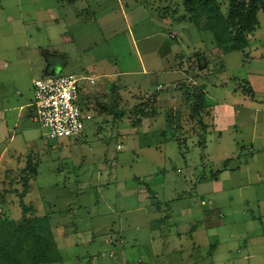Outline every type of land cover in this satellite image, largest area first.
<instances>
[{"label":"rangeland","instance_id":"374dc122","mask_svg":"<svg viewBox=\"0 0 264 264\" xmlns=\"http://www.w3.org/2000/svg\"><path fill=\"white\" fill-rule=\"evenodd\" d=\"M219 1L227 14L230 2ZM138 10L141 19L134 16ZM104 14H109V24L100 19ZM257 18L248 46L222 56L213 34L189 19L183 0H0V69L4 61L14 62L5 81L18 80L27 94L32 95L26 87L30 78L73 73L82 77L79 103L88 112L81 91L95 89L87 77L107 68L96 60L103 52L135 67L136 49L169 47L177 55L174 68L181 70L171 80L175 101L164 99L157 106L152 127L162 129L157 136L141 137L130 119L94 109L81 134L71 138H49L48 129L30 117L17 126L16 113L8 115L5 127L0 115V152L7 149L0 160V220L23 218V202L35 208L28 216L49 215L62 255L51 264H264V82L256 83L257 92L247 76L264 77V8ZM65 35L76 40L65 43ZM56 49L64 58L69 53L70 61L57 69L63 58L51 57L58 73L31 69L22 57L33 50L38 60L40 53ZM162 73L152 88L163 81ZM143 76L113 80L122 93L130 86L140 94ZM204 86L214 103L200 109L208 125L206 137L193 112ZM152 88L135 96V103L152 106ZM17 90L21 88L7 94L11 105L20 101ZM93 99L97 103L99 96ZM217 101L238 109L231 121L236 125L227 132L219 129L221 137L211 133L220 127ZM170 110L176 114L166 115ZM142 140L153 146L143 148ZM226 159L233 160L218 172V182L210 180ZM140 190L151 197L140 198Z\"/></svg>","mask_w":264,"mask_h":264},{"label":"crops","instance_id":"0c3cea01","mask_svg":"<svg viewBox=\"0 0 264 264\" xmlns=\"http://www.w3.org/2000/svg\"><path fill=\"white\" fill-rule=\"evenodd\" d=\"M119 3L121 2V0H117ZM141 11H135L134 16H136V19L138 17H140L142 14L140 13ZM129 17V21L126 19V14H125V20L128 23H130V26L132 27L133 25L131 24L130 21V15L127 14ZM57 14L52 16V19H57ZM143 17V15L140 17V19ZM102 19L103 23L109 24L110 23V18H109V14H104L102 15ZM164 22V21H163ZM166 22V21H165ZM144 40L148 39L149 37H147L146 34H143L141 36ZM65 43H74V41L76 40L73 36H69V35H65ZM128 40H131L132 45L136 47V40H133V37H129ZM40 51V47L38 49ZM38 51V53H40ZM51 51V50H50ZM35 52L33 50L31 51H26L22 53V57H24L26 62L29 63V67L31 69H37V71L40 72L43 71L42 73H44L45 69H51V72L53 73H58L55 70V66L53 64V61L51 60V57L58 55L61 56L63 58V64H59L58 68L59 69H64L68 64H69V53H64L65 54V58L64 56L60 55L59 52H62L61 50H57L56 51H51L52 54H48V52H45L47 54L44 55V53H40V55L38 56V60L33 59L32 53ZM37 52V51H36ZM56 52V54H54ZM150 52V53H148ZM232 53V52H231ZM230 54V53H229ZM136 58H135V62L136 65L135 67L129 66L128 64H126L124 66V64L118 60V58H115L113 55H111L110 53H98L96 60L98 62H100L101 64H105L107 65V68H104L102 71H100V73L97 75L101 78V81L98 82L97 79V75L96 74H92L90 78H94V82H90L91 85H95L96 87L95 89H90L89 87H85V89H83L81 91V96L83 98V103H84V110L88 111V112H84V113H89L92 117V109H94L96 112H98L101 115H106L108 112L111 115H114V117H116L117 120L121 119H130L131 121V126L133 127L134 131L136 133H138L139 136L141 137H145V136H157L159 135L162 131V129H159L158 131H152V127L155 124L156 120H157V116L156 114H158L159 108L161 107L160 103L161 101H163L164 99L168 100L170 98V102L175 101V91L176 90V84L175 83H171V80L180 76L181 75V70H176L174 68L175 63L178 61L177 60V55H175V51H173L172 49L165 48L163 46H155V47H146V49L144 50V52L140 53L138 52V50L136 49ZM222 56H225L223 54H221ZM228 55V54H227ZM223 58V57H222ZM66 59V60H65ZM118 61V62H116ZM180 61V60H179ZM109 63H114L115 65L112 67H109L108 65H110ZM121 63V64H119ZM172 63V64H171ZM15 63H7L6 61L3 62V67L2 69H0V115H2L1 119L2 121H4V126L5 127H9V122L7 120L8 115L10 114H15V116H17V118L15 117L16 120V125H21V124H27V118L30 117V119L35 121V107L33 105V101H34V86L33 83L36 79L38 78H42V77H37L34 78L30 81L29 79V84H26V87H30V89H32V95L27 94L24 92V86H22L19 81H15L13 83L8 82L7 80L5 81L6 78H8V74L11 70H14V65ZM164 64V65H163ZM171 64V66H169ZM4 70H8L7 72H5ZM60 71V70H59ZM164 72L163 76V81L161 82H155V88L153 87V81L155 80V77L161 76V74H163L162 72ZM46 73V72H45ZM145 74V76H143L145 79L143 80V82H141L138 87L139 90L141 91L140 94H135L134 92H132L131 87L130 86H126V89L128 91V94L126 95V91L124 90V93H122L121 91L123 90L122 88H117L115 82L113 79L118 78L120 75L122 76H133L136 74ZM43 75V74H42ZM249 78L250 83L252 84L254 90H256L258 92V87L257 84H260L261 86L263 85L264 82V77L263 76H256V75H247ZM98 77V78H99ZM167 77V78H165ZM164 80L167 81V84L164 82ZM259 80V81H257ZM261 81V83H260ZM98 82V83H97ZM171 83V84H170ZM257 83V84H256ZM162 86V89L159 88V86ZM12 86L11 89H18V86L21 88V90H17L18 94H22V96L20 97V101H17V103L11 105L8 102V98L10 95H7L10 90H8V87ZM152 88L153 90L151 92H153L152 95L149 96V100L151 101V97H153V95H155V100L156 102H154V99L152 101V106L151 104H149L150 106L146 105L147 103H145L144 105H137L138 98H136L138 95L139 97L141 95H144V89H149ZM264 88V87H263ZM131 89V90H130ZM7 91V92H6ZM132 92V94H131ZM256 92V93H257ZM27 94V95H26ZM264 95V94H263ZM97 96H99L98 102L96 103V101L93 98H96ZM136 96V97H135ZM164 96L166 98H164ZM144 99H146L148 96H143ZM137 100H136V99ZM141 99V98H140ZM139 99V100H140ZM132 101L130 106H127V104H129ZM221 103V104H220ZM172 105V103H170ZM81 105V104H80ZM155 106V108L153 107ZM82 107V106H81ZM112 107V108H111ZM215 114H216V119H218L220 121V127H216V131L211 132L213 134H216L218 136H222L223 133L219 132L218 130H223V132H227L230 129H232L236 123L231 122L234 117L237 114V111L235 109V107H231L230 104H223L222 102L217 101L215 103ZM83 109V108H82ZM238 110V109H237ZM173 113L174 115L176 114V111L174 110H170L167 111L165 114L169 115ZM90 120V119H89ZM132 120H135V122H132ZM1 126V125H0ZM2 127V126H1ZM212 130V129H209ZM3 131L2 129H0V132ZM213 131V130H212ZM15 137L14 134H12L11 140H13V138ZM159 141V140H156ZM152 143V142H151ZM163 143V142H162ZM161 142L159 143V145L162 144ZM158 145V147H159ZM141 146L143 148H147L150 146H153V144H149L147 142H145V140L141 142ZM264 147V146H263ZM7 149L6 147H4L3 149H1L0 152V160L5 158V153H6ZM38 176V175H37ZM36 176V177H37ZM35 177V178H36ZM34 178V180H35ZM33 180V179H32ZM34 180L31 182L33 183ZM216 182H218V180H216ZM143 196H146V193L143 190L139 191V197L142 198ZM151 197V194H147L146 198ZM167 216H165V219ZM163 220V219H160ZM151 225V221H149V224ZM193 229V228H192ZM191 229V231H192ZM152 234V233H151ZM152 248L155 247V238L154 235L152 236ZM114 241V240H113ZM112 241V242H113ZM161 244L158 246L160 247ZM153 253V250H152ZM139 261H143L142 259H140Z\"/></svg>","mask_w":264,"mask_h":264},{"label":"trees","instance_id":"16d2710c","mask_svg":"<svg viewBox=\"0 0 264 264\" xmlns=\"http://www.w3.org/2000/svg\"><path fill=\"white\" fill-rule=\"evenodd\" d=\"M228 1L230 7L226 14L219 0H183L189 19L201 29L213 34L215 46L223 55L243 51L248 46L247 35L256 29L257 14L260 8H264V0ZM205 89V86L202 87L195 100L193 99V112L203 128L204 137L208 132V125L204 122L200 109L203 104H214L208 101ZM163 135H166L165 132ZM202 142H205V138ZM232 160H224L221 168L210 176V180H217L218 172L225 170ZM31 169L33 170V167ZM28 181L26 178L24 184H28ZM24 192L20 194L21 198L26 194V191ZM22 207L24 215L20 220H0V264H51L62 260L50 228V216L30 217L27 214L35 208L24 202Z\"/></svg>","mask_w":264,"mask_h":264},{"label":"built area","instance_id":"2783aa9c","mask_svg":"<svg viewBox=\"0 0 264 264\" xmlns=\"http://www.w3.org/2000/svg\"><path fill=\"white\" fill-rule=\"evenodd\" d=\"M73 73L57 74L34 81L35 120L48 129L49 138L79 136L83 121L91 119L79 103V80ZM94 82V78L87 77Z\"/></svg>","mask_w":264,"mask_h":264}]
</instances>
